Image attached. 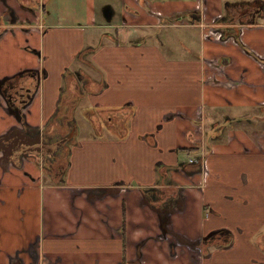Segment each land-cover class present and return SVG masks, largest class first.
<instances>
[{"label": "crops", "instance_id": "1", "mask_svg": "<svg viewBox=\"0 0 264 264\" xmlns=\"http://www.w3.org/2000/svg\"><path fill=\"white\" fill-rule=\"evenodd\" d=\"M23 3L7 0L13 24L0 0V137L41 127L61 91L81 87L57 54L81 26L26 19ZM121 7L137 40L118 45L109 24L78 60L72 52L69 72L86 73L90 92L74 107L63 175L35 153L5 159L0 143V264H264V0ZM88 21L96 27L93 12ZM170 26L186 29L187 45L147 41ZM27 71L40 77L20 119L2 87Z\"/></svg>", "mask_w": 264, "mask_h": 264}, {"label": "flooded vegetation", "instance_id": "2", "mask_svg": "<svg viewBox=\"0 0 264 264\" xmlns=\"http://www.w3.org/2000/svg\"><path fill=\"white\" fill-rule=\"evenodd\" d=\"M32 1H35L36 3L42 2L38 0H31L30 2ZM5 5H6L5 15L8 16V21L11 22L12 18L14 17L15 18L14 22H16L18 17L15 13V10L10 5L7 4V0H5ZM10 13H13V16H10ZM81 52H83L82 55L86 53L84 51ZM81 52L78 53L77 60L82 56ZM69 71L70 70L67 69L63 73V79L66 80L67 78H69L70 80H72V78H75L76 84L81 85V87L79 88L80 95L88 94L90 91L88 89V86H86V82H88L89 76L86 73L82 74L79 71L77 72H69ZM32 74L34 73H30L29 71H27L25 75L23 74L13 79L5 80L3 83V87H2L3 98H6L9 108L13 110L20 119H23L22 108L30 101L29 93L32 91V86L36 84L35 82H38L40 77V75H37L35 77ZM59 99L60 98H58V102ZM58 102H57V106H58ZM54 114L55 111L44 122V124L41 127L38 126L33 127V126H29L27 123H23L22 130L26 133L27 137L18 136V133H15V131L13 130H11L9 134H7V136L9 135L7 139L5 138L7 136L0 137L1 145L5 147L7 146L8 143H11L14 150L11 155L6 156V154H4L3 157L5 159H8L9 161L11 160L15 163L18 162L21 163V160L24 157H27L29 154L35 153L38 154L43 159L45 165L44 167L45 172L48 171L51 173L54 172L57 174L59 173V175L60 174L63 175L65 168L64 166L66 165L65 154L68 151V156H70L71 146L78 142L76 132L74 133V129H75V125H76V131L79 129V127L74 119V115L71 119H69L66 118L64 111H62L55 118L54 124L56 126L52 128L51 124H49L48 122ZM65 128L67 129V134L61 132ZM36 136H39V140L37 142H34ZM22 147L33 148L34 151L26 150L25 152H23L24 150L23 151L21 150ZM36 147H40L41 151L37 152L34 149ZM189 165L190 164L187 163V167ZM67 166L68 164L66 165V168ZM16 264H20V262L18 261V263Z\"/></svg>", "mask_w": 264, "mask_h": 264}, {"label": "rangeland", "instance_id": "3", "mask_svg": "<svg viewBox=\"0 0 264 264\" xmlns=\"http://www.w3.org/2000/svg\"><path fill=\"white\" fill-rule=\"evenodd\" d=\"M21 6L24 7L21 8L24 10H22V12L26 14V19H28V17H31L34 19L32 21H37L40 18L41 23L54 21L60 24L70 25L71 27L81 26L80 28L82 29V32L79 41L73 38L69 39L66 42H62V39L58 41V43H61L62 47L57 48V54L59 57V61L62 63H66L67 67L63 66L66 70H74L76 69L75 67H78L76 61L77 59H73V61L71 59L72 52L77 48L80 52L86 47L94 45V41H96V39H92L91 32L98 30L99 27L107 26L109 27L108 31L111 32V27L109 26V24L112 25V27H114L113 29L117 30V35L114 34V42H116L118 45L128 40H137V37H139L140 35L139 30L135 31V28L121 25L123 19V16L121 15V0H94L93 3L89 0H43L39 3L32 1L25 5L21 4ZM106 7H110L113 11L111 18L104 14ZM92 12L95 14L96 27H93L88 23V16ZM154 19L156 20V23H158V19L156 16L154 17ZM101 30L102 29H99V32ZM156 35L157 37H148L147 41H159V44L161 46L168 45L169 40L177 43H183L184 41L187 45V34L184 27L170 26L166 29L162 28ZM183 38H185V40H182ZM101 42L106 41H104L102 38ZM189 42L193 43L194 45V41ZM61 50L64 51V54L60 53ZM180 50L183 51V48H181ZM262 107H264V105ZM262 107L255 110L259 111L260 113H264V108ZM85 124L86 123H83L82 121L79 122L81 132L86 134V131L83 130ZM191 154L192 152H187V157ZM179 155L183 156V158H186L185 153ZM260 229H264V226H262ZM233 237L232 239H229L230 242L228 245L233 244Z\"/></svg>", "mask_w": 264, "mask_h": 264}, {"label": "trees", "instance_id": "4", "mask_svg": "<svg viewBox=\"0 0 264 264\" xmlns=\"http://www.w3.org/2000/svg\"><path fill=\"white\" fill-rule=\"evenodd\" d=\"M23 5H25L23 3ZM254 6V5H252ZM83 52H81V55H82ZM67 82H70L71 80L69 78L66 79ZM80 85V84H79ZM81 86V85H80ZM80 97V93L79 91H74V90H71L69 89L68 87H65L63 89V91L61 92V95H60V99H59V102H58V106H57V110H55V114L50 118L49 120V124H51L52 128L54 126H56L54 124V120L55 118L58 116V114L62 111H64L65 115H66V118H69L71 119L74 115V107H75V104H76V101L77 99ZM62 133H66L67 134V129L65 128L64 130L61 131ZM76 132V125H75V129H74V133ZM65 134V135H66ZM64 135V136H65ZM75 136V135H74ZM199 149V145L197 146H194V147H191V148H187L185 149L184 148V151H187V152H192L191 155H194L193 153H195L196 151H193V150H196L195 149ZM67 156V157H66ZM200 156L198 155V158L196 157V161L197 163L195 165H193L192 167H198V164H199V161H200ZM65 161H66V165L68 164L69 162V156H68V151L66 152L65 154ZM66 165L64 166V172L66 170Z\"/></svg>", "mask_w": 264, "mask_h": 264}, {"label": "water", "instance_id": "5", "mask_svg": "<svg viewBox=\"0 0 264 264\" xmlns=\"http://www.w3.org/2000/svg\"><path fill=\"white\" fill-rule=\"evenodd\" d=\"M3 3H5V0H1ZM10 16H13V13H10ZM14 17L12 18V20H11V23H15L14 22ZM13 131H15V133H18V136H26L27 137V135H26V133L23 131V130H18V129H16V130H13ZM9 137V135L7 136V137H5L6 139ZM22 139H23V137H22ZM39 140V136H36L35 137V139H34V142H37ZM12 143H14V142H12ZM7 147V148H6ZM37 152H40L41 150H40V147H36V148H34ZM2 150H3V154H6V156H8V155H11L12 153H13V146H12V144L11 143H8L7 144V146H3V148H2ZM21 150L23 151V152H25L26 150H29V151H34L33 150V148H21ZM7 151V152H6Z\"/></svg>", "mask_w": 264, "mask_h": 264}, {"label": "built area", "instance_id": "6", "mask_svg": "<svg viewBox=\"0 0 264 264\" xmlns=\"http://www.w3.org/2000/svg\"><path fill=\"white\" fill-rule=\"evenodd\" d=\"M196 160H194L193 158H189L188 159V163H195ZM197 162V161H196Z\"/></svg>", "mask_w": 264, "mask_h": 264}]
</instances>
